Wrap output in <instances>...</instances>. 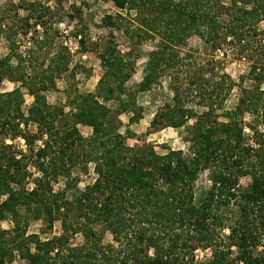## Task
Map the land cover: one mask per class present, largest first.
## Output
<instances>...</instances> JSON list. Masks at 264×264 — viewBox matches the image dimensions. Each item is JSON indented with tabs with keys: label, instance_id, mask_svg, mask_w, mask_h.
<instances>
[{
	"label": "trees",
	"instance_id": "obj_1",
	"mask_svg": "<svg viewBox=\"0 0 264 264\" xmlns=\"http://www.w3.org/2000/svg\"><path fill=\"white\" fill-rule=\"evenodd\" d=\"M112 1L119 13L107 14L104 25L122 29L130 17L120 11L135 10L138 28L160 37L139 87L146 90L170 77L172 95L150 127L156 132L188 126L190 151L160 153L146 141L128 144L130 129L123 132V123L114 117L128 113L129 123L142 118V106L126 88L134 72L130 60L140 56L134 57L132 49L121 54L113 36L99 54L104 72L96 91L73 98L77 109L70 121L46 95L62 74L75 70L68 54L47 50L52 54L47 64L46 58H27L15 44L19 33H47L50 7L42 0H0V41L8 44V52L0 54V86L5 80L20 83L13 90L0 88V138L22 136L36 156L8 153L12 144L0 146V264L11 262L16 253L30 264H264V128L249 124L255 140L248 143L243 126L247 113L264 126V63L253 60V84L242 89L233 107L227 101L236 83L225 72L220 78L215 72V55L229 37L248 41L260 36L258 47L264 49L259 27L264 0ZM193 35L211 49L208 62L192 60L193 50L182 55ZM79 44L87 51L82 37ZM187 66L182 80L180 69ZM23 88L34 97L30 110L36 133L26 130L31 119L23 112ZM111 101L116 108L108 105ZM79 124L91 125L92 133L84 136ZM29 162L40 172L32 190L26 183L32 175ZM89 163L97 176L81 187L72 170ZM206 170L211 185L197 198L195 181ZM61 177L67 182L55 190L53 183ZM242 177L251 180L246 187ZM6 217L14 223L10 230L1 226ZM31 219H42L48 229L60 220L61 232L50 238L29 233ZM98 227L120 245L104 244ZM77 234L83 243L70 244ZM198 248L209 249V258L196 259Z\"/></svg>",
	"mask_w": 264,
	"mask_h": 264
},
{
	"label": "rangeland",
	"instance_id": "obj_2",
	"mask_svg": "<svg viewBox=\"0 0 264 264\" xmlns=\"http://www.w3.org/2000/svg\"><path fill=\"white\" fill-rule=\"evenodd\" d=\"M43 3L50 7L51 11L47 17V33L43 34L42 29L39 30V36L31 29L26 35L19 33L15 37V44L19 47L20 52L28 58V54L34 56V59L39 58L40 62L46 58L47 64L52 54H56L58 50L66 52L70 59V67H75L74 71H68L62 74L57 79V86L46 93L48 102L52 105L58 104L62 106L64 115H67L70 121H72V112H76L73 98L80 93L95 92L97 83L104 72V67L101 63L100 52L104 46V42L110 37H114L115 45L121 54H125L130 49L134 52V57L139 55V58L131 59L130 62L134 65L133 76L127 83L126 88L134 97H136L138 105L143 108L142 118L134 123H129V114L123 113L116 115L115 120H120L123 123V132L128 127L130 133L127 134V142L129 145H140L143 142H149L153 144L156 150L160 153H165L169 148L182 149L185 153L190 151V142L187 141L188 126L176 129L173 127H166L162 130L153 132L150 124L160 108L172 95V91L169 87L170 77L167 76L162 79L160 84L154 85L149 89L143 90L139 86L144 80V69L148 59L150 51L156 48L160 37L158 35H148L144 30L139 29V19L136 18L135 10H123L120 11L124 16H129L130 20H124V27H128L130 35H126V29L111 28L104 25V17L107 14L119 13L118 8L114 5L112 0H42ZM230 2V0H226ZM22 14L24 12L22 11ZM259 27L264 30V19L259 24ZM125 30V31H124ZM42 35V37H40ZM84 39L86 50L83 51L79 39ZM43 38V39H42ZM260 36L250 39L248 41L240 40L238 37H229L216 56V68L215 72L218 74V78L225 74L231 76L236 83L234 90L230 94L227 106L233 107L237 104L242 89L251 87L252 76L250 69L253 60H260L264 63V49L258 47V40ZM47 45V46H46ZM44 46V47H42ZM46 46V49H45ZM52 54L47 55V50H50ZM182 55L187 50L194 52L192 60L198 62H208L211 60L210 48H206L203 40L198 35H193L187 41V45L182 48ZM8 52V44L2 39L0 41V54L5 55ZM211 67V66H210ZM191 67H184L181 70V79L186 78L185 73L187 69ZM210 74V73H209ZM207 74V76H209ZM20 83H15L10 80H5L0 88L2 91L13 90L18 87ZM141 89V90H140ZM25 102L23 104V112L25 116L30 117V122L26 130L30 133L38 132V123L34 120L31 114V106L34 103V97L28 93L26 88H23ZM194 103L197 99L192 98ZM111 108H116V102H108ZM64 115L62 117H64ZM261 118H259L260 120ZM62 125L60 118L57 121ZM192 123V121L190 122ZM254 123L259 131H263L264 126L257 123L256 117L250 113H247L244 117L243 126L248 143H254L255 136L254 131L249 127V124ZM23 126V125H22ZM80 131L84 136H89L92 133V126L89 124H79ZM63 128V127H62ZM4 144H12V148H8V153L22 151L26 153L28 157L33 156L35 159V152L30 151V147L26 144L25 139L22 136L12 138L11 136H2L0 138V146ZM43 145V139L37 140L34 143V147L38 148ZM29 172L32 173L26 180L27 187L32 190L34 186V178L40 176V172L34 167L32 162L28 165ZM96 173L94 172V164L89 163L87 168L82 169L75 167L72 170V178L78 180V185L84 187L87 184H92L95 181ZM249 177H242L241 185L246 187L250 183ZM67 179L65 177L59 178V180L53 183L54 189L59 190L63 188ZM211 185L208 171H203L199 174L195 181V192L197 198H200L203 193ZM4 198V197H3ZM1 226L4 229H12L14 223L10 217H6ZM100 236L104 244L112 243L116 247L120 244L115 241L113 235L109 231L103 230L98 227ZM29 233H38L42 238H50L54 235H58L61 232V221L55 222L52 229H48L46 223L42 219L30 220L28 225ZM84 241L82 235L77 234L70 240V244H82ZM196 259H207L211 255L209 249L198 248L195 251ZM6 264H30L29 260L22 258L18 253L11 262Z\"/></svg>",
	"mask_w": 264,
	"mask_h": 264
}]
</instances>
